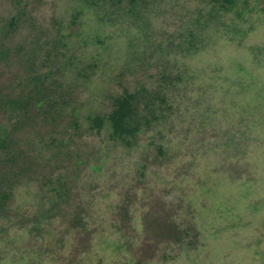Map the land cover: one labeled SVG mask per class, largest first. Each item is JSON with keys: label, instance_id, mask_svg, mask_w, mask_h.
<instances>
[{"label": "rangeland", "instance_id": "rangeland-1", "mask_svg": "<svg viewBox=\"0 0 264 264\" xmlns=\"http://www.w3.org/2000/svg\"><path fill=\"white\" fill-rule=\"evenodd\" d=\"M163 86L131 148L60 118ZM5 137L0 264H264V0H0Z\"/></svg>", "mask_w": 264, "mask_h": 264}, {"label": "trees", "instance_id": "trees-1", "mask_svg": "<svg viewBox=\"0 0 264 264\" xmlns=\"http://www.w3.org/2000/svg\"><path fill=\"white\" fill-rule=\"evenodd\" d=\"M225 4H230L231 0H222ZM16 22L10 19L7 23L9 29H14ZM60 40H58V43ZM48 55H50L48 53ZM57 56V53L55 54ZM58 57H55V61ZM75 58H71L67 61V64H63V70L69 66H73ZM95 70V63L92 62L89 68L86 70L93 72ZM84 71H77L72 75L73 80L81 78ZM86 75V74H85ZM87 78V75H86ZM166 79V78H164ZM168 89L163 86L157 91V95L150 94L145 89L136 90L133 92L122 93L114 97L111 104L109 112L105 114H99L97 111L89 112L88 114H80V109L71 108L69 112L64 111L61 115V119L68 117V122L73 130L76 137H81L80 130L84 129L85 133H94L100 135L101 131H106V139L110 141L115 146L122 145L125 148H131L134 145L136 137L149 129L154 121H158V115L163 111L168 102ZM45 102L49 101V98L44 99ZM10 105L13 102L8 100ZM40 100L31 101V104L37 106V102ZM67 114V115H64ZM59 113L56 114V117ZM24 115V112H23ZM81 120V122H79ZM84 124V125H82ZM7 137V136H6ZM5 139L0 140V148H2L6 143ZM63 139L58 140V144L61 143ZM48 144V143H47ZM52 145V143H49ZM62 146V145H59ZM158 153L162 151V148H158ZM78 155L76 154V157ZM75 155L74 158L76 159ZM78 161V160H77ZM31 162V160H30ZM34 164H29V168ZM62 186V185H61ZM60 187V186H59ZM64 191L63 187L54 190V192L59 193ZM62 191V192H63ZM6 198V194H2L0 197V204ZM76 221V219H73Z\"/></svg>", "mask_w": 264, "mask_h": 264}]
</instances>
